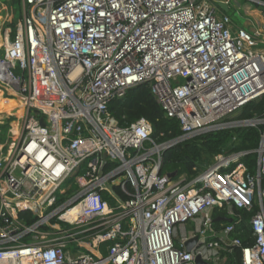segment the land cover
Segmentation results:
<instances>
[{
    "label": "built area",
    "instance_id": "2783aa9c",
    "mask_svg": "<svg viewBox=\"0 0 264 264\" xmlns=\"http://www.w3.org/2000/svg\"><path fill=\"white\" fill-rule=\"evenodd\" d=\"M20 3L0 28V94L24 109L0 145V264H225L233 249L264 264V116L232 120L264 97L261 35L233 30L211 0ZM141 84L179 122L178 143L258 128L254 172L239 152L189 181L160 176L176 140L157 145L146 119L122 127L108 109ZM246 227L243 245L232 234Z\"/></svg>",
    "mask_w": 264,
    "mask_h": 264
},
{
    "label": "trees",
    "instance_id": "16d2710c",
    "mask_svg": "<svg viewBox=\"0 0 264 264\" xmlns=\"http://www.w3.org/2000/svg\"><path fill=\"white\" fill-rule=\"evenodd\" d=\"M225 15L230 18V12ZM14 102L15 99L11 96L0 95V111H3L2 116H0V127L4 131L12 128L14 130L13 137L18 132V124L11 116L13 114L19 115L17 109H9ZM108 109L122 127L130 125L140 118L146 119L151 124V138L157 145L177 140L182 135L179 122L176 119L165 116L154 95L151 93L148 84H141L128 89L122 98L111 99L108 103ZM263 116L264 97L258 101L249 102L238 109L232 116V120L261 118ZM3 118H5L4 122L1 121ZM258 141V128L251 127L232 128L197 135L191 139L177 143L162 152V164L159 175L163 176L175 172L176 174L171 179L172 181H176L180 177H183L185 181L192 180L212 164L215 156L253 151L258 145ZM239 163L244 164L249 173L254 172L256 154L250 152L244 155L240 158ZM115 192L121 200H124V196L117 189ZM104 197L111 205L113 204V201L106 194ZM238 213L242 214L243 212L239 211ZM25 216L26 225L34 221V218ZM21 217L22 213L20 214ZM216 226L218 227V225ZM232 235L235 238H239L243 245L249 242L251 236L248 227L238 229ZM225 264H239L238 249H233L230 254H226Z\"/></svg>",
    "mask_w": 264,
    "mask_h": 264
},
{
    "label": "rangeland",
    "instance_id": "374dc122",
    "mask_svg": "<svg viewBox=\"0 0 264 264\" xmlns=\"http://www.w3.org/2000/svg\"><path fill=\"white\" fill-rule=\"evenodd\" d=\"M3 4L7 5L8 12H6L9 19L12 21L15 19L16 21L19 20L21 17V0H0ZM230 6V18L232 20H235V22L238 25H242L245 22L248 23H254L253 21H258L259 25H262L264 22V7L258 6L254 4L253 2H248L245 0H232L231 3H229ZM4 8V7H2ZM248 8V9H246ZM245 10L250 11L252 15V19L245 21L244 18L241 16V14H244ZM5 14V11L3 12ZM2 15V19H4V15ZM6 26L3 27L5 29ZM245 28H247L245 26ZM1 95V94H0ZM2 96V95H1ZM2 129V128H1ZM0 145H6V131L2 129V136H0ZM79 231V230H77Z\"/></svg>",
    "mask_w": 264,
    "mask_h": 264
},
{
    "label": "water",
    "instance_id": "95a60500",
    "mask_svg": "<svg viewBox=\"0 0 264 264\" xmlns=\"http://www.w3.org/2000/svg\"><path fill=\"white\" fill-rule=\"evenodd\" d=\"M211 1L216 5V7L218 8V10H219L220 12H222L223 14H227V13H229V11H230L229 3H231L232 0H211ZM39 123H40L41 126H44L43 119H40V120H39ZM178 142H179V141L176 140V141H175V144L178 143ZM175 174H176L175 172H174V173H171V174H168V177H169L170 179H172V178L175 176ZM108 189H109V191L113 194V196L119 200V198H118L117 195L115 194L113 188H112L111 186H108ZM212 213H213V210H210V211H209V215L211 216ZM213 222H214V223H217V222H219V219H218V218L213 219ZM227 222L230 223V222H231V219H228ZM220 237H223V235L221 234ZM194 241H195V240H192V241L186 243L185 246H186V250H187V251H189V250L191 249L192 244L194 243ZM195 262H196V264H203V263H201V261L199 260L198 257L195 259Z\"/></svg>",
    "mask_w": 264,
    "mask_h": 264
},
{
    "label": "crops",
    "instance_id": "0c3cea01",
    "mask_svg": "<svg viewBox=\"0 0 264 264\" xmlns=\"http://www.w3.org/2000/svg\"><path fill=\"white\" fill-rule=\"evenodd\" d=\"M246 9H248V8H246ZM3 15H4V19H2L0 27L3 26V23H4L5 20H8L7 22L11 21L9 19V17L6 16V14H3ZM241 16L244 18L245 21H248V20L252 19V15H251L250 11H248V10H245L244 14H241ZM230 20H231V24H232L233 30H236V28H242V29H245V30L250 31V32H257V33H259L261 35V38L264 40V22H263L262 25H259L258 21L256 20V21H253L254 22L253 24L245 22L242 25H238L235 22V20H232L231 18H230ZM245 26L247 28H245Z\"/></svg>",
    "mask_w": 264,
    "mask_h": 264
},
{
    "label": "bare ground",
    "instance_id": "6f19581e",
    "mask_svg": "<svg viewBox=\"0 0 264 264\" xmlns=\"http://www.w3.org/2000/svg\"><path fill=\"white\" fill-rule=\"evenodd\" d=\"M2 7H4V8H2ZM4 11L8 12L7 5L3 4L0 1V14H3ZM1 22H2V15H0V24H1ZM20 103H21L20 100L16 99L15 102L9 107L10 110H16L17 109L19 111L18 118H20L22 113L24 112V109L22 108V105ZM2 114H3V111H0V116H2ZM4 119L5 118H3L1 121L4 122ZM8 131H9V135L5 141L7 151H9L11 146L14 144V141L16 140V135L18 134V132H16L15 137H13L14 130L11 128V129H8Z\"/></svg>",
    "mask_w": 264,
    "mask_h": 264
},
{
    "label": "clouds",
    "instance_id": "9594fccd",
    "mask_svg": "<svg viewBox=\"0 0 264 264\" xmlns=\"http://www.w3.org/2000/svg\"><path fill=\"white\" fill-rule=\"evenodd\" d=\"M264 1V0H263ZM255 4V3H254ZM257 5V4H256ZM259 6V5H258Z\"/></svg>",
    "mask_w": 264,
    "mask_h": 264
}]
</instances>
